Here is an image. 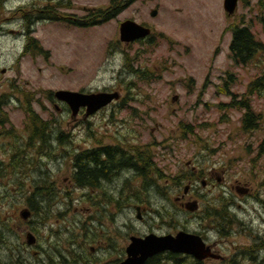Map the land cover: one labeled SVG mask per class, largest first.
<instances>
[{
  "label": "flooded vegetation",
  "instance_id": "obj_1",
  "mask_svg": "<svg viewBox=\"0 0 264 264\" xmlns=\"http://www.w3.org/2000/svg\"><path fill=\"white\" fill-rule=\"evenodd\" d=\"M55 1H64L65 4L52 8L50 4L43 3L33 12V17H39L41 23L67 24L85 29L102 27L114 22L112 29L102 30L99 35L105 48L114 50L115 54L122 57L134 45L138 48L158 45L172 48L193 46L191 42L178 40L175 37L177 32L188 28L189 31L202 34L206 31L212 32L216 28V24H210L213 19L205 13L207 0H190L188 8L187 0ZM240 1L242 4L246 2V0ZM257 5L258 9L246 5L241 12L242 18L239 20L242 24L236 26L246 28L255 41L261 43L252 31L253 19L251 17L246 19L247 15L254 12L255 20L264 26V6L258 3ZM62 8L69 10L70 14L60 13ZM73 8H76L75 11ZM152 10L157 11L156 16L151 15ZM171 11L180 15L182 19L177 25L172 18H167ZM159 15L162 17V22L156 23L154 18ZM235 15L236 12L224 17L226 25L221 31L224 35L225 33L230 34L229 39L223 36L224 42L229 47L236 31L231 28V20ZM125 20H134L150 28V32L145 37L124 41L121 39L119 26ZM167 32L174 37L167 36ZM221 39L222 37L212 42L202 40L195 42V46L219 48ZM118 50L121 52H116ZM252 58L254 57L247 62H250ZM199 78L201 77L188 78L187 82L192 86L190 90L181 85L184 95H171L169 92L162 97L148 99V109L166 108L172 113H181V110L186 107L191 113V120H183V116H180L177 120L168 122L167 125L175 129L174 133H169L168 138H179L182 129H187L188 132L194 129L195 135V129L199 125L210 124L208 119H204L202 123L195 121V112L201 109L209 111L216 109L219 114H225L223 123L228 122L232 114H237L233 116V120L238 121L241 132L250 137L257 136L264 126V106L261 104L264 100L263 75L259 74L245 83L238 74L228 72L205 73L204 78L198 82ZM242 82L244 83L243 90L240 92L232 90V86ZM101 91L116 93L117 96H113L109 104L94 114L87 115L85 108L80 109L75 118L69 115L67 122L88 128L89 123L97 120L102 125L109 124L111 120L113 123L118 121L117 113L129 107L126 97H131L133 94H128L126 90L112 85L105 86ZM168 96H170L171 105L166 104ZM213 98L218 100H213ZM135 111L136 109L132 112L131 119L138 124L145 121L137 131L132 128L130 120L124 117L121 120L122 123L115 127V133L104 136V139L67 140L66 157L69 159L70 173L61 181H54L55 187L52 184V187L50 185L44 187L45 189L41 188L43 193L63 192L64 197L57 195V201L61 204L69 202L72 197L69 191L57 188L65 186L68 189L77 188L81 191L82 198L79 195V203L81 200L84 201V205L80 207L81 217L74 219L73 216H68L67 224L56 230L82 227V231L85 232L84 245L79 248L82 254L75 255V250H72L68 252L73 254L71 258L64 255L67 251L55 250L54 252L60 255V259L59 255H54L53 259L51 254L54 252L48 254L43 251L45 248L40 246V250L29 249L32 254L26 259L27 263L21 262V258L17 263L118 264L127 255V246L131 237L143 238L150 234L175 236L179 231H185L198 235L214 256L208 255L200 259L180 251L163 250L147 257L142 264H264V163L260 169H256L255 158H250L248 168H245L246 172L241 173L243 177L239 176V178L230 180L227 185V166H219V161H210L209 165L204 168L200 167L199 150L195 148V140H148V137L154 136L157 128L151 126L148 112H143L142 120L136 121ZM119 126L123 128V133L119 132ZM147 130H149L147 136H136V133L145 134ZM263 141L262 138L261 142L260 140L257 142L259 154L264 148ZM61 143L63 140H43V142L39 140L34 148V156L39 154L40 144L48 145L51 154L61 156L62 154L57 152ZM191 146H193V154L190 158L179 152L180 149L186 147L190 153ZM245 147L249 152L252 149L251 143L245 144ZM43 152H46V149ZM87 169H91L95 176L90 178L84 176ZM56 177L60 175L57 174ZM226 187L229 189L231 200H200L203 193L212 194L216 188H219L225 196ZM232 193H235L238 199ZM240 199L252 205L249 207L252 213L247 210L244 206L245 202ZM121 206L124 209L131 207L130 212L135 213L134 221L138 222L137 224H128L127 219L120 217ZM244 213H248V218H241L234 227L235 219L240 217L239 214ZM196 218L200 219V229L195 228ZM212 223L218 225L217 231L210 226ZM191 224H193L192 227ZM252 227H256L259 232L248 233ZM36 229V232H39L40 227ZM93 229L97 231V234L91 242L87 234ZM52 231L48 229V233ZM240 233L245 234L243 236L245 240L237 246L238 252L224 253L223 251H229L231 246L236 245L232 242L228 247L220 249L218 234L226 236L224 238L227 240L228 236ZM119 238L122 243L117 249ZM71 245L76 246L77 244ZM114 251L118 252L119 257L108 263L104 258L110 257Z\"/></svg>",
  "mask_w": 264,
  "mask_h": 264
},
{
  "label": "rangeland",
  "instance_id": "obj_2",
  "mask_svg": "<svg viewBox=\"0 0 264 264\" xmlns=\"http://www.w3.org/2000/svg\"><path fill=\"white\" fill-rule=\"evenodd\" d=\"M213 1L211 7L214 9V14L205 8V13L213 18L210 24H218L212 32L206 31L203 34L205 36L200 34L201 39L187 29H181L175 35L178 40L191 42L194 44L193 46L185 45L180 48H172L158 45L137 48V45H134L122 57L117 53L115 54L114 50L107 49L101 44L96 28L88 29L85 32L81 28H73L74 26L67 24L41 23L39 17H33V12L39 8V5L46 3L50 4L52 8H56L65 4L64 1L0 0V95L10 94L9 101L3 111L8 117V122L6 126L0 125V264H18L14 258V254L18 252L20 261L26 262V259L30 258L32 254L29 249L40 250V246L45 248L44 250L48 254L55 250L67 251L64 252L65 256H69L68 252L72 250H75V255L82 254L79 248L84 245L85 232L82 231L81 227L76 226L71 229L68 227V230L48 233V226L54 229L65 226L68 216H72L73 212L74 219L80 216V207L84 205L83 200L78 204L79 195L82 198L81 191L77 188L68 189L65 186L56 187L58 190L69 191L72 197L70 208L64 210L62 214H58V211L65 207V203H59L57 195L64 196L65 194L55 191L50 196L51 199H45L42 197L40 189L52 184L55 187L54 181L59 182L70 173L68 170L69 159L66 157L68 152L67 140L104 139V136L115 133V127L122 123L121 120L124 117L130 120L132 128L137 131L145 121L138 124L131 119L134 109H136L134 112L136 121L142 120V114L139 111L148 112L151 126L157 128L154 136L148 137V140H195V148L199 150L200 167L204 168L209 165L210 161H219V166H227V185L230 180L239 178V176L240 178L243 177L241 173L246 172L245 168H248L247 164L250 158H255L256 169L262 167L264 148L259 154L257 142L259 140L261 142L262 138L264 139V126L257 133V136L250 137L242 133L238 121L233 120V116L237 114H232L229 121L223 123L225 114H219L216 109H212V111L201 109L195 112V121L202 123L204 119H208L210 124L199 125L195 129V135L194 129L192 132L182 129L179 138L170 139L168 138L169 133H174L175 129L169 127L168 122L177 120L180 116H183V120H191V113L187 111L186 107L181 110V113H172L166 108L148 109L149 98L156 99L169 92L171 95H184L181 85L187 90L192 88L187 82L188 78L197 79L201 77L197 80L199 82L204 78L205 73L227 71L238 74L245 83L262 74L264 70V26L255 20L254 12L246 16V19L249 17L253 19L252 31L255 38L263 44V49L257 51L250 62L235 63L231 58L229 46L223 40V36L225 39H229L230 34L225 33L224 35L223 32L220 36V31H216V29L223 28L226 20L222 8L220 9L221 6H218L220 0ZM189 2L190 0L186 2L187 8ZM207 4L210 5V3ZM246 5L253 9L259 8L256 0H246L244 4L238 3L236 15L231 20V28L242 24L239 20L242 18L241 12L246 8ZM75 9L73 8V11ZM59 12L66 15L70 14V11L64 8ZM158 17L162 21L161 15ZM167 18H172L176 25L182 20L180 15L173 11L168 14ZM60 20L65 22L63 19ZM114 25L115 23L112 22L104 26L103 29H112ZM167 36L174 37L169 32H167ZM220 37H222V42L219 49L195 46V42L202 40L212 42ZM32 39L38 46H41L42 51L37 49L22 51L24 44L31 42ZM140 70L150 76H143ZM262 75L264 76V74ZM243 82L232 86V90L238 92L243 90ZM110 85L126 90L128 94H133V96L126 97L129 107L117 113L118 121L113 123L111 120L107 125H102L98 120L95 122L91 120L93 123L88 128L75 126L73 123L67 122L70 114L56 101L48 99V92L53 93L57 89L90 90L101 89ZM262 92L264 95V90ZM213 100L218 99L213 98ZM166 104L171 105L170 96H168ZM261 104L264 106V100ZM27 107H30L41 119L51 120L52 130L49 132V140H56V136L57 139L63 140V143L57 148V152L61 153V156L51 154L48 145L40 144L39 154L34 156L33 163L29 164L21 159L18 147L21 144L22 135L27 133L29 122ZM148 131L145 134L136 133V136H147ZM59 132L67 134L66 139ZM119 132H124L121 126H119ZM247 143H251L250 152L245 147ZM45 149L46 152H43ZM179 152L190 158L193 154V146L189 150L190 153L186 147L180 149ZM57 174L60 177H56ZM35 191L40 194L39 200L41 199L39 212L38 214L35 213V218L30 216L28 220H23L19 216V211L25 207L32 210L27 203V197ZM225 192L224 196L220 189L216 188L212 194L203 193L200 200H231L227 187ZM232 194L238 199L235 193ZM74 199L76 203H74ZM241 201L245 202L244 206L250 212L249 207L252 205L244 199ZM130 208L124 209L121 206L120 217L127 219L128 224H137L138 222L134 221L135 213L130 212ZM239 215L240 217L235 219L234 227L241 218L247 219L249 216L248 213ZM242 215L243 217H241ZM192 226L193 224H191ZM210 226H213L217 231L218 225L216 223H212ZM37 227H40L39 232L34 231ZM195 228L200 229V219H195ZM28 231L36 236V246L28 247L25 244L24 236ZM255 232H259L256 227H252L248 231V233ZM96 234L95 229L90 231L87 234L89 241L93 242ZM214 235L217 237L216 233ZM243 236L245 234L240 233L228 236L226 240L224 238L226 236L218 234L220 249L228 247L234 242L235 247L231 246L229 251L223 252L237 253L239 250L237 246H240L245 240ZM121 243L122 240L119 238L117 249ZM54 255L59 254L56 252L51 254L53 259ZM118 257V252L114 251L110 257L104 259L111 263Z\"/></svg>",
  "mask_w": 264,
  "mask_h": 264
},
{
  "label": "water",
  "instance_id": "obj_3",
  "mask_svg": "<svg viewBox=\"0 0 264 264\" xmlns=\"http://www.w3.org/2000/svg\"><path fill=\"white\" fill-rule=\"evenodd\" d=\"M237 1L238 0H224V9L228 13H232L235 9ZM124 29L125 26L122 25L121 30ZM126 36L128 38H133L135 37V34L132 33ZM55 96L60 100L68 102L72 107L74 113L80 105H85L88 102L89 97L91 98L93 96H96V100L93 99L94 102L91 101L92 103H89L91 105L90 109L92 110L106 104L110 99L109 96H104L103 94L83 95L81 93L71 92L67 90H58L55 92ZM21 213L20 214L23 218H27V216L29 215V212L27 210H23L21 211ZM26 238L27 243L31 244L34 242V237L32 234L28 233ZM164 249H169L175 252L182 251L193 253L198 258H202L210 254L209 248L205 247V245L197 235L194 236L193 234H189L186 232H179L176 236L168 235L157 237L155 235H151L145 237L144 239L133 237L132 242L127 247L128 256L119 264H142L144 262V259H146L148 256Z\"/></svg>",
  "mask_w": 264,
  "mask_h": 264
},
{
  "label": "trees",
  "instance_id": "obj_4",
  "mask_svg": "<svg viewBox=\"0 0 264 264\" xmlns=\"http://www.w3.org/2000/svg\"><path fill=\"white\" fill-rule=\"evenodd\" d=\"M259 4H262L264 6V0H259ZM35 49L41 50V48L35 43V41L32 40L31 42L29 41L26 43L25 47L23 48V51L25 52V51L35 50ZM262 49H263V44L259 43L258 41H255L252 34L246 28L241 27V28L236 29L234 33V38L230 46V51L232 53L233 58L236 61H239L240 63H245L251 57H254V54L257 51H260ZM262 74H264V70L262 71ZM262 81L264 82V76H263ZM9 96L10 94H5V93L0 95V125H3L8 122V117L3 111H4V106L9 101ZM27 117L29 119V122L27 124V130L29 131L27 139H26L28 140L27 146L29 147L32 146V140H47L48 138L47 129L50 128L49 126L50 121L43 120L37 114H34L32 112L27 114ZM84 176H87L88 178H90L91 176L93 177L95 175L92 173L91 169H87ZM77 178L79 179L78 176ZM32 198H33L32 193H30L28 197V202L30 204L32 203ZM31 207L34 209L33 206ZM18 255H19V252L14 254L15 256L14 258L16 261H17L16 258L18 257Z\"/></svg>",
  "mask_w": 264,
  "mask_h": 264
},
{
  "label": "bare ground",
  "instance_id": "obj_5",
  "mask_svg": "<svg viewBox=\"0 0 264 264\" xmlns=\"http://www.w3.org/2000/svg\"><path fill=\"white\" fill-rule=\"evenodd\" d=\"M124 26H125V29L124 30H122V35H123V37H126V35H129V34H132V33H135V32H141L142 30L139 28V27H137V26H134V25H131V24H124ZM100 97V96H99ZM93 99H95L96 100V96H93V97H89V99H88V102L86 103L87 104V107L88 108H90V102L91 101H93ZM94 102V101H93ZM92 103V102H91ZM44 164V163H43ZM47 166H48V164H47ZM41 173V172H40ZM43 173V172H42ZM40 176H41V174H39ZM39 178V177H38ZM43 178V177H42ZM44 179V178H43ZM37 181V180H36ZM47 181V180H46ZM38 182H40L39 180H38ZM43 182H45V181H43ZM42 183V182H41ZM39 184V183H38ZM51 184V183H50ZM38 187H39V185H38ZM47 187V186H46ZM51 187H52V185H51ZM50 188V187H49ZM37 189V188H36ZM45 189V188H44ZM49 192H51V191H49ZM45 193V192H44ZM45 196V195H44ZM44 196H42V197H44ZM46 199V198H45ZM41 200V199H40ZM62 214V213H61ZM86 225V224H85ZM85 227V226H84ZM91 227V226H90ZM82 228V227H81ZM87 228V227H86ZM153 241V240H152ZM194 243V242H193ZM73 255V254H72ZM74 257H75V255H74ZM72 258V257H71ZM70 258V259H71ZM96 259V258H95Z\"/></svg>",
  "mask_w": 264,
  "mask_h": 264
}]
</instances>
